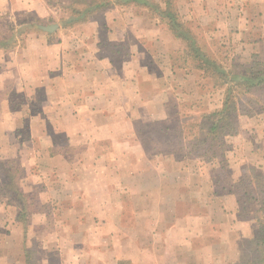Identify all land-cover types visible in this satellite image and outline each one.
<instances>
[{"label": "crops", "instance_id": "1", "mask_svg": "<svg viewBox=\"0 0 264 264\" xmlns=\"http://www.w3.org/2000/svg\"><path fill=\"white\" fill-rule=\"evenodd\" d=\"M105 1L103 12L77 20L74 0H0V19L25 28L0 46V264H27L29 246L16 216L23 207L4 188L7 165L23 172L26 202L59 208L73 264H227L232 230L245 221L225 211L213 176L177 170L187 164L181 157L165 171L149 142L169 133L167 105L178 95L169 53L179 40L148 6L167 0ZM168 1L186 21L213 20L210 32L237 38L242 54L264 53V0ZM49 24L57 27H38ZM246 138L236 139L232 166L263 159ZM28 213L47 225L44 210ZM35 241L54 247L58 239L45 227Z\"/></svg>", "mask_w": 264, "mask_h": 264}, {"label": "rangeland", "instance_id": "2", "mask_svg": "<svg viewBox=\"0 0 264 264\" xmlns=\"http://www.w3.org/2000/svg\"><path fill=\"white\" fill-rule=\"evenodd\" d=\"M219 1L222 3V0ZM78 2L80 5L76 6L80 8L86 6L83 2L79 0ZM103 10L104 8H97L94 13L97 15ZM151 14L156 15L153 10ZM180 19L190 28L196 40V44L193 46H198L210 59L221 63L227 69H230L233 64L250 62L251 55L248 53L242 54L237 38L227 40V38H222L227 35L214 36L210 32L215 28L213 20L201 25L194 24L190 20L186 21L183 16ZM159 20L158 23L161 27L170 32L165 23L161 19ZM18 24L4 18L0 19V40L9 36L12 27L19 28ZM17 40H22V38L19 37ZM178 40L176 49L169 53V58L175 66L178 79L176 84L177 100L168 102L167 105L171 111L167 121L170 131L166 135L154 133L151 135L152 139L148 141L156 149L159 148L157 158L159 157L161 161L167 164L163 166L166 169L165 171L175 172V167H169L168 164L173 157L177 159L181 157V159H185L184 162L187 164H185L184 169L177 167V170L180 169L185 171V174H191L194 179H209L210 176H213L215 181L218 180L215 182V189L223 195L222 197L219 196V200L223 202L225 211L232 212V216H235L241 222L245 221V224L243 223L232 230V234L236 239L231 246L233 255L230 257V259H233L231 260L233 264H244V261L251 256L257 247L256 243L260 237L259 228L261 227L259 226V219H264V212L262 211L264 208V155H262L263 159L259 163L254 162L252 159L248 162H242L238 166H232L231 163L236 155L233 148L235 145L238 148L236 139L239 137H244V139L249 137L252 146H256L258 150L260 149L259 152H264L261 149L264 141V109L262 108L264 106V90L257 89L250 93L241 92V90L234 91L236 110L233 116H235L237 129L235 134L224 137V141L230 144L229 150L226 151L227 160L221 161L220 158L207 160L202 154L207 151L206 147H203L206 146L203 144L206 138L204 134L206 122L203 116L215 106L221 104L224 87L221 86L215 89L212 87V83L217 81L218 84L220 81L211 80L209 70L204 75L203 72L197 69L196 67L201 65L203 60L199 56L193 57L194 50L193 48L190 49L189 41ZM141 47L148 48L155 54L156 61H159L157 64L163 63L161 55L159 53L157 55L152 43L142 41ZM125 50L129 51V48ZM126 55L127 52L125 51L114 55L115 62L119 63ZM143 56L148 60L152 57V53ZM257 57L264 60V53L257 55ZM149 61V67L153 69L154 66H152L151 60ZM156 126L155 123L150 125V128ZM200 133L201 135H199ZM220 165H223L224 169H219ZM13 170H16L14 178L18 184L23 172L20 167H13ZM12 183L15 182L12 181ZM10 186L13 187L12 184ZM195 195L196 200H202L200 194ZM25 207L26 210L24 211ZM25 207L16 216L23 219L27 225L25 227V241L29 246L24 248L27 264H45L44 262L46 264H73V260L67 259V251L71 249L70 244L67 242L69 233L67 229L61 227L64 218L59 208L56 205H37L34 198L30 202L27 201ZM34 209L44 210L47 225L30 223L28 211ZM45 227L55 233L58 239L57 246L46 245L45 241L44 243L35 241L30 244V241L33 238L35 239L36 234L40 233ZM49 239L51 240L52 236Z\"/></svg>", "mask_w": 264, "mask_h": 264}, {"label": "trees", "instance_id": "3", "mask_svg": "<svg viewBox=\"0 0 264 264\" xmlns=\"http://www.w3.org/2000/svg\"><path fill=\"white\" fill-rule=\"evenodd\" d=\"M84 3V7L80 9L72 7V13H75V18L77 20H83L90 14H92L97 8H104L107 4L105 0H79ZM123 2L130 0H122ZM137 3H142L146 5L145 0H131ZM75 3L78 0H74ZM79 3V2H78ZM165 8H161L158 5L152 4L148 5L151 10H153L156 15L165 23L167 28L177 39L184 41H189L190 49L193 48V57H200L203 61L201 65L196 67L203 74L209 70V76L211 75V80H219L220 83H212V87H224L223 96L221 101V106L219 108L212 109L208 111L203 117L206 122L204 134L205 139L203 144L206 146L205 153H202L207 160H212L220 158L221 161H226V151L229 150L230 144L224 141V137L231 136L235 134L237 126L235 121V116H233L234 111L236 110L235 106V92L236 90H241V92L250 93L257 89L264 90V60L258 59L257 55L253 53L251 55L250 62L246 64H233L230 69L224 67L221 63L216 62L213 59H210L206 54H204L200 48L194 47L196 40L191 33L190 28L180 19L179 14L176 8L170 1H166ZM17 31V34H22L24 32V27L11 28V33L9 36L0 40V46L11 47L15 41L13 37L14 31ZM264 105V104H263ZM264 109V106L262 107ZM201 135V133L199 134ZM203 141V140H201ZM197 147H199L197 145ZM8 166V167H7ZM4 169L5 183L4 188L8 193L13 195L24 208L26 204L27 195L19 190V186L15 181L16 170L10 168V165H7ZM219 169H224L223 165H220ZM15 182V183H12ZM218 181V180H216ZM215 181V182H216ZM15 188H11V185ZM17 184V185H14ZM263 208V207H261ZM264 212V208L262 209ZM259 240L257 241L255 251L249 256L244 264H264V219H259ZM227 264H233L229 262Z\"/></svg>", "mask_w": 264, "mask_h": 264}, {"label": "water", "instance_id": "4", "mask_svg": "<svg viewBox=\"0 0 264 264\" xmlns=\"http://www.w3.org/2000/svg\"><path fill=\"white\" fill-rule=\"evenodd\" d=\"M38 27L41 28V29H44L45 31L50 32V31H53L57 27V25L56 24H49V25H46V26L40 25Z\"/></svg>", "mask_w": 264, "mask_h": 264}]
</instances>
